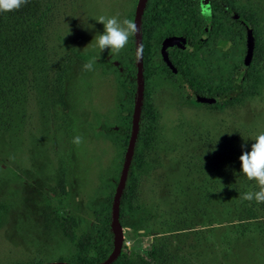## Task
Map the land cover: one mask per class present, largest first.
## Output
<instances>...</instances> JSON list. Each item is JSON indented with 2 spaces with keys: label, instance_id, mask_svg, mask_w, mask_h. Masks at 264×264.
<instances>
[{
  "label": "rangeland",
  "instance_id": "374dc122",
  "mask_svg": "<svg viewBox=\"0 0 264 264\" xmlns=\"http://www.w3.org/2000/svg\"><path fill=\"white\" fill-rule=\"evenodd\" d=\"M139 1L49 0L44 33L37 39L38 60L29 64L32 73L49 71L47 82L33 75L38 89L0 121V264H79L75 241L87 245L88 232L99 228L103 200L115 189L127 152L120 135L104 130L128 127L135 103L123 72L132 58L131 34L119 51L100 53L91 41L103 30L95 21L102 15L134 24ZM228 1L252 23L247 28L254 27L257 56L252 53L247 62H252L248 82L241 64L247 33L240 39L236 22L223 21L215 37L203 38L166 5L151 23L145 58L153 140L145 159L151 168L135 171L134 187L135 202L149 211L140 216L149 217L142 231L120 222L117 229L120 252L133 261L139 255L150 264H264V229L259 228L264 203L243 199V193L258 190L255 182L222 170L211 179L201 170L207 139L246 146L264 132V0ZM171 37L185 42L166 47ZM166 53L178 55V64L196 83L226 90L224 97L196 100L168 73ZM92 59V70H85ZM61 62L67 67L62 88L54 83ZM53 87L60 89L61 102L42 96L54 93Z\"/></svg>",
  "mask_w": 264,
  "mask_h": 264
},
{
  "label": "trees",
  "instance_id": "16d2710c",
  "mask_svg": "<svg viewBox=\"0 0 264 264\" xmlns=\"http://www.w3.org/2000/svg\"><path fill=\"white\" fill-rule=\"evenodd\" d=\"M166 5L174 6L180 12L181 16L189 22L197 32H201L203 38H206L207 36L215 37L221 29L220 24L228 19L230 22L232 21L236 22L235 24H239L236 25V29H238L237 35L240 39L244 40L246 38L247 26L252 24L247 17L241 15L235 7H232L231 2L228 0H146L140 24V38L142 45L141 74L143 75V80H145V76L147 75L145 58L148 48L146 47V37L150 30L151 23L154 21L157 10L165 9ZM50 8L51 4L49 0H27V2L18 10L0 13V121L5 117H9L13 111L17 110L19 107V101L23 100L25 103L30 92L38 89L35 87V80L32 81L33 75L34 77H36V75L42 78L45 77L47 82L49 71L44 72L42 68L40 72L32 73V65L29 64L33 58H35V61L38 60L36 50L39 42H37V39L44 33L47 20L46 13ZM232 14H235L234 21L231 18ZM242 20L245 22V26L240 24ZM252 31L254 35L253 25ZM130 41L132 58L130 59V65L126 67L123 72H125V78L130 85V96L132 104H134L138 87V69L136 65V44L134 33L131 34ZM166 54V57H168L172 65L175 66L177 71L182 75V78L191 88V94L194 95L196 100L212 102L213 97L217 95L223 96L225 94L226 90L224 89L217 90L214 87L205 86L204 84L202 85V83H196L195 80L189 76L184 65L178 64V55L171 57L168 53ZM253 54L257 56L256 48H254ZM74 55L76 58H82L80 54ZM251 63H245L243 60L241 61V64H243L245 82H248L250 79L252 72ZM60 65H62V67L55 75L54 83L62 88L63 78L66 74L67 67L64 62H61ZM164 66L167 67L168 73L173 75L172 71L165 63ZM144 82L145 85L143 88L142 104L139 114L138 133L134 145V153L128 167L127 178L119 198L118 214V220L121 225L135 231L144 230L145 223H147L149 217L142 218L140 216L142 212H145L146 214L149 213V211L147 209L145 210L142 205L135 202L134 199V187L137 183L139 174L136 175L135 171L143 169L144 167L147 168V170L151 168V165L149 164L150 161H146L145 159V150H147V148L150 147V143L153 142L152 131L149 129V119L152 110L150 104L146 101V80ZM42 83H45V81ZM233 86L236 88L238 87L237 84H234ZM54 90L56 91H53L54 93H51V95H48L47 93L45 94L46 96L44 94L42 96H44L46 101H49L48 97L53 101L56 96L57 101L61 102V95L57 94L60 92V89L55 87ZM132 112L133 111L131 110L129 113L128 127L104 130L105 134L120 135L123 138L124 149L127 148L132 133ZM205 144H207L209 152L204 155L207 159V164L206 167L201 168V170L205 171L207 177H210L211 179H213L212 177L214 174L221 175V170L224 174L229 171L235 173L239 172V156L242 152L247 151L250 148L248 143L246 146L241 145V143L230 144L228 140L221 139L217 144L215 142H210L207 139V143ZM198 158L200 159L201 156ZM122 170L123 165L120 166V171L117 173L115 189L108 197H106V199L103 200V208L101 210L103 217L99 228H97L95 232H88L86 235L87 245H84V241H75L71 230L68 232L69 238L77 242L76 246L79 252V264L102 263L113 252L114 232L112 229V205ZM237 177H239V175H237ZM217 180L221 181L222 178L218 176ZM221 184L224 186V191H227L225 181H221ZM223 195H225V193L222 194V197ZM222 197H218L220 201H223L226 195L225 197ZM228 215L232 218L231 212L227 211V216ZM260 226L261 227L259 228L264 229V223ZM84 250H86V252ZM151 257L157 258L155 254H151ZM137 259V261H133L122 252H119L116 259L111 264H150L139 255L137 256Z\"/></svg>",
  "mask_w": 264,
  "mask_h": 264
},
{
  "label": "clouds",
  "instance_id": "9594fccd",
  "mask_svg": "<svg viewBox=\"0 0 264 264\" xmlns=\"http://www.w3.org/2000/svg\"><path fill=\"white\" fill-rule=\"evenodd\" d=\"M27 0H0V13L12 12L21 8ZM103 25L102 32L96 33L91 43L94 41L95 46L100 53L105 49L109 51H119L125 47L129 41L130 34L135 32V25L130 20H119L117 16H100L97 20ZM93 25L88 26L92 28ZM95 59L89 60L83 65L85 70H92ZM79 142V137L76 138ZM249 150L242 152L239 156L240 168L239 175L241 179L254 181L258 190L243 193V199L264 203V132L255 135Z\"/></svg>",
  "mask_w": 264,
  "mask_h": 264
},
{
  "label": "water",
  "instance_id": "95a60500",
  "mask_svg": "<svg viewBox=\"0 0 264 264\" xmlns=\"http://www.w3.org/2000/svg\"><path fill=\"white\" fill-rule=\"evenodd\" d=\"M145 3L146 0H140L137 10H136V14H135V19H134V25H135V44H136V65H137V69H138V74H137V82H138V87H137V94H136V99H135V106H134V113H133V118H132V133H131V137L128 143V147H127V152H126V157H125V161L123 164V170L121 173V178L116 190V194L114 197V202L112 205V229L114 232V249L113 252L111 253V255L102 263L99 264H111L117 257V255L120 252V244L122 241L121 238V234L117 231L118 227H119V220H118V214H119V198H120V194L123 190L124 184H125V180L127 178V173H128V167L129 164L131 162V158L133 156L134 153V145H135V141L137 138V133H138V122H139V114H140V109H141V104H142V97H143V78H142V74H141V70H142V45H141V38H140V24H141V16L145 7ZM185 39L184 38H180V37H171L169 39L166 40L165 42V46L166 47H172L174 45H177L179 43H184ZM253 36H252V31L251 28L248 27L247 28V45H246V49H247V53H246V57L244 59V62L247 63L253 53ZM166 64L169 67V69L172 71V73L178 78V79H182V75L177 71V69L170 63V61L168 59H166ZM242 79L241 75H236L235 77V83L238 85L240 83ZM181 85L183 87V89H185V91L187 92H191V88L189 87V85L187 84V82L185 80L181 81ZM234 92L230 93L229 95H227L228 98L233 97ZM222 99V98H221ZM220 98L218 100H221ZM54 264H65V263H54Z\"/></svg>",
  "mask_w": 264,
  "mask_h": 264
},
{
  "label": "flooded vegetation",
  "instance_id": "af4514ba",
  "mask_svg": "<svg viewBox=\"0 0 264 264\" xmlns=\"http://www.w3.org/2000/svg\"><path fill=\"white\" fill-rule=\"evenodd\" d=\"M228 17V16H227ZM243 21V20H242ZM227 22H228V24H229V21H228V19H227ZM181 38V37H180ZM227 43V42H226ZM166 59H168V57H165V64H166ZM169 60V59H168ZM170 61V60H169ZM170 63H171V61H170ZM172 64V63H171ZM167 65V64H166ZM174 66V65H173ZM175 67V66H174ZM238 72H240V70L238 71ZM178 79V78H177ZM178 80H180V82L182 81V80H184L183 78L182 79H178ZM236 84V83H235Z\"/></svg>",
  "mask_w": 264,
  "mask_h": 264
}]
</instances>
